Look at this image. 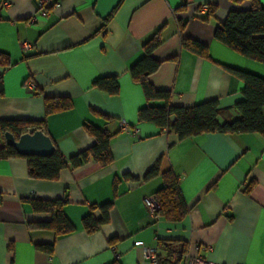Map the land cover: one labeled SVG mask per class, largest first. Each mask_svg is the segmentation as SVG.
Returning <instances> with one entry per match:
<instances>
[{
    "label": "crops",
    "instance_id": "crops-1",
    "mask_svg": "<svg viewBox=\"0 0 264 264\" xmlns=\"http://www.w3.org/2000/svg\"><path fill=\"white\" fill-rule=\"evenodd\" d=\"M4 1L0 53L10 62L0 63V121L46 118L47 134L67 158L95 142L85 125L106 129L113 161H89L46 180L29 176L24 157L0 158V264H152L145 246L158 247L162 264H185L197 255L219 264H264V136L215 132L180 139L139 121L147 100L130 72L144 55L143 44L160 30L162 43L153 56L162 63L151 83L171 91L174 105L217 100L221 122L239 118L235 104L244 83L225 66L264 78V63L236 52L214 32L229 11L249 8L250 0H54L58 5L48 15L40 13L38 0ZM204 3L217 6L208 20L202 19ZM182 37L206 44L211 60L182 47ZM106 76L117 77V94L94 86ZM39 92L69 97L72 108L45 117ZM155 166L158 172L146 177ZM167 170L178 176L189 207L180 221L153 214L144 204L163 186ZM35 200H63L75 230L57 236L32 227L51 219L33 208ZM109 202L107 220L89 232L83 218H102L100 206Z\"/></svg>",
    "mask_w": 264,
    "mask_h": 264
},
{
    "label": "trees",
    "instance_id": "trees-1",
    "mask_svg": "<svg viewBox=\"0 0 264 264\" xmlns=\"http://www.w3.org/2000/svg\"><path fill=\"white\" fill-rule=\"evenodd\" d=\"M233 1L240 3L244 0ZM250 2L251 5L247 9L229 11L226 18L216 26L214 35L217 40L241 55L264 63V6L259 0H250ZM216 10V5H209L208 11L202 19L208 20L214 17ZM113 12L106 17L105 24L101 29L104 30ZM181 29H183V25ZM161 43L160 30H157L143 44V57L130 67L133 79L141 83L147 100V104L138 111L139 121L154 122L166 131L176 133L180 139L215 132L225 134L260 133L264 136V78L254 73L225 66L231 74L243 81L244 87L243 98L235 104L241 116L230 122H221L218 119L219 103L217 100H208L193 106L174 105L171 102V91L158 89L151 83V74L156 72L162 63L153 56V52ZM181 45L199 56L211 60L206 44L192 38L182 37ZM9 62L7 55L0 53V63L9 64ZM93 84L98 89L110 94L119 92V82L116 76L99 77ZM2 94L3 83L0 75V95ZM38 94L43 97L45 117L72 108V100L69 97H46L41 92ZM153 101H160L162 104L152 105ZM45 127L46 118L39 122L1 120L0 158L24 157L28 162L29 176L46 180H57L64 169H74L89 161H95L101 166H107L113 161L110 149L112 135L106 129L91 124L85 125V129L95 142L87 149L68 158L62 155L55 144V151L51 155L24 156L20 155L14 147L7 145L5 141V132H11L18 139L28 128L45 129ZM157 172L158 167L155 166L149 170L146 177ZM162 175L164 184L154 194L161 205L156 215L171 221H180L189 211L182 195L180 181L172 170H167ZM32 206L36 211L51 214L50 220L31 223L32 227L53 230L57 236L75 230V226L63 211V200H35L32 201ZM110 206V202L100 206L103 211V217L100 219L95 218L92 213L85 216L83 218L84 227L89 232L94 231L100 223L107 220ZM44 248L49 252L53 251L52 245H47ZM158 264H162L160 255H158Z\"/></svg>",
    "mask_w": 264,
    "mask_h": 264
},
{
    "label": "built area",
    "instance_id": "built-area-1",
    "mask_svg": "<svg viewBox=\"0 0 264 264\" xmlns=\"http://www.w3.org/2000/svg\"><path fill=\"white\" fill-rule=\"evenodd\" d=\"M193 0H183L184 3H190ZM5 5H9V1H4ZM58 3L54 0H38V10L42 15H48L49 10L52 7L57 6ZM208 4L204 3L201 5L202 10H208ZM36 18H32L31 22L35 21ZM31 47V45L27 42L23 43V48L25 50H28ZM120 126L122 129H128V124L125 120L120 121ZM144 204L145 206L153 213L156 214V212L160 209L161 205L160 202L157 200V198L154 195L146 196L144 198ZM143 255L145 259L149 260L152 264H158V247H149L145 246L143 247ZM120 256L117 254L116 258L118 259ZM185 264H219L214 261H210L208 259H205L201 256H188L186 258Z\"/></svg>",
    "mask_w": 264,
    "mask_h": 264
},
{
    "label": "water",
    "instance_id": "water-1",
    "mask_svg": "<svg viewBox=\"0 0 264 264\" xmlns=\"http://www.w3.org/2000/svg\"><path fill=\"white\" fill-rule=\"evenodd\" d=\"M7 145L24 156H48L54 153L55 145L44 128H28L18 139L11 132H5Z\"/></svg>",
    "mask_w": 264,
    "mask_h": 264
}]
</instances>
